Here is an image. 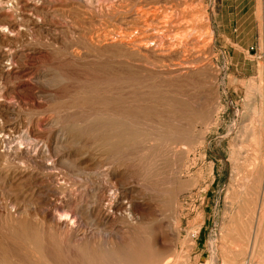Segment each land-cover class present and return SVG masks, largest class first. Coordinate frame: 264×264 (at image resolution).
<instances>
[{"label":"rangeland","instance_id":"1","mask_svg":"<svg viewBox=\"0 0 264 264\" xmlns=\"http://www.w3.org/2000/svg\"><path fill=\"white\" fill-rule=\"evenodd\" d=\"M174 1L180 3L182 7V5L185 4V1H188V0H181V1L174 0ZM111 2L119 4V2H122V0H111ZM198 3H202L204 7V11L208 13V18L209 20H211L214 32H216L217 37L215 36L213 40L214 42L210 45V47L209 46L207 47V50H206L207 53L205 54L209 58V64L211 66L205 65L206 67L203 66L201 68L202 71L201 69L198 71L194 70L190 72L189 75L184 76V77L182 76V78L185 81L179 80L181 79V77L180 78L179 77L169 78L168 75H163V74L162 75L164 77L162 75H156V76L150 75L149 73L140 74L139 72L134 71L132 69L131 63L124 62L125 64H123V62L118 63L113 60H106V62L108 61L107 63L102 62L98 64V66L97 64L94 66H91L92 68L91 67L90 68L89 67L76 68L74 66H71L73 70L69 67L71 69L70 70L68 67L66 68L64 67L65 69H62V72L65 70L64 72H66L67 74L63 72L65 74L64 76V74L60 72L58 74L59 75L58 77H60L61 80L59 79V82H56L55 84L56 86H53V87L33 83L31 80V77L34 75L37 69H29V68L24 70L25 73L24 71L21 73V75L18 78L19 80L17 82L15 81V79H12L9 82L10 87H17V86L19 87V93L21 96L24 97L27 95L26 97H24V99L29 98L31 100V98H33L34 100L36 98L35 102L37 101L35 104L33 100L32 102L28 99H27L28 101L25 100L26 106H27L26 107L22 105L18 101V99L14 98L13 96H6L7 98L0 97V106H2L4 110H7L8 118L12 122L13 121L14 123L16 122L18 126L22 124L23 127H20V126L19 127L22 129H25L26 126L31 122V120L36 121L37 119H40V118L50 119L52 117L58 116L59 120L61 119L60 122L64 125L83 124L86 121L87 127H84V129H82L81 134L83 136L88 137L89 142L84 143L81 141L80 143L81 145L78 144L74 146L73 148H71L73 149L71 151L79 153L78 150H81L80 151L82 152L81 155L79 153L80 157L79 156L77 157L79 158L80 161H82L83 165H86L90 162L94 164L97 162H101L103 163V165L107 167L108 165L106 164L108 163L117 176L123 177V178L126 177L124 178V181L125 179L127 180L125 182L126 183L125 186L124 185L121 186V188L124 189V192H125L124 200L126 198L127 202H131L133 206L135 203L136 204L135 210L136 211L140 210L143 213L138 212L139 213L138 214L136 213L134 209H132V212H128L129 215L131 213V217H130L131 221L128 219H127L128 222H126L127 220L126 221L124 220L114 221L116 226H114L115 224L113 222L106 223L101 215L100 206H99V199H100V193H101L100 189L102 190V188L104 187V184H106L102 178V175L98 173L97 175L95 171H94L95 174H93L94 172L92 173L89 171L87 172V170L68 171V170H64V168H61L62 166L61 167L57 166V168L55 169V172L61 175H64V173L67 174V178L70 180V182L74 183L72 187V186L60 185L59 182H56L57 180L52 178V175L46 169L44 170L43 168L42 170V167L40 168V167L33 166L34 168L31 167L25 172L27 173L28 171L32 170L34 171L32 173L33 176L27 177L25 180H23L20 183V181H17L16 175L18 173H22L23 170L17 165L5 162L3 158L0 156V207L3 204V206L5 205L4 207L8 208L6 209L3 206H2L3 208L2 207L0 208V229H1L0 236L2 233L3 235H5V237L1 236L2 239L5 241V243L0 237V252H1L0 256L2 257V258L0 257V264H5V262L6 264H20V262L19 263L17 262L20 260H21V263L23 264H29V263L30 264H45V263L46 264H51V263L52 264L54 263L55 264H101V263L102 264H136V263L137 264H148V263L149 264H176L177 262H178L177 264H182V263L183 264H246V263L247 264H264V253H263L264 252V228H263L264 227V187H263L264 186V0H200L199 2H197V4ZM64 4L65 3H62V2L55 4L57 10L59 12L62 11L61 14L62 15L64 14V15H63L62 20H55V21L53 20V22L51 21L52 23L48 21H44V22L38 21L37 22L34 19H32V21H29L27 19V16L25 17L26 14H24L23 12L21 14L20 13L21 11H18V13H16L8 5L2 6L1 12L5 11L3 12L5 13L3 18L15 20L19 26L22 25L20 26L19 35L18 34L15 35L14 38L21 42H26V43L31 42L32 44H28V47L32 48L34 47L35 43L41 40L43 41L45 39H48L50 36L49 35L50 32L52 30H56V28H58L56 31L61 30L60 31L62 32L61 35L66 36V38H69L71 34H72L71 36H73L74 33H75L74 34L75 36L85 37V34L87 32L88 34H86V37L90 36L93 30L95 31L97 28L104 26L103 23H108V21H113V19L110 16H112V14L118 13L121 10V7L118 5L114 8H109L108 6L101 7L98 4H95L94 8L91 9V8H84L78 5L77 3H73V2L67 3L65 5ZM68 5H70V7ZM107 8H108V11H107ZM106 13H109V14H106ZM208 18H206L207 21H208ZM65 19L68 20L69 22L67 23ZM75 24L76 26L78 25V27H76ZM80 25L81 26L83 25V26L81 27ZM78 30L80 31L82 30L83 32L82 31L80 32ZM32 36H34V38ZM35 37L36 39L38 38V41L35 39ZM119 66H122V67L120 68ZM105 68L111 72H108ZM99 69H101L103 73L101 70H100L101 72H99L98 71ZM113 69L114 70L116 69L118 72L117 71L115 72ZM210 69L213 71L210 72ZM206 70H209V71H206ZM86 71L91 72V74L92 73L94 74L89 75L88 72ZM215 71L216 73H214ZM29 73L31 77H29ZM72 73L73 75H71ZM125 73H131V75L125 74ZM96 74H99V75H96ZM102 74H105V75H102ZM78 75H80L79 77L83 75V77L79 78ZM118 75H121L122 78ZM195 75L197 76L198 81L199 79H202V81L204 82L203 85L201 84L203 83L201 82V80H200L201 83L195 80L196 78ZM67 76H69L68 77L69 80H67ZM93 78H94V81H93ZM100 78L102 80L101 84L100 82H98L100 81ZM103 78L106 80H104ZM157 78L158 79L161 78V79L158 80ZM208 78H209V81H207ZM90 79L92 80L91 83L92 84L94 83L93 85L87 82ZM167 79L170 81H167ZM214 79L219 80V81H214ZM75 81L76 82L78 81V82L75 84L74 83ZM194 81H195V84H194ZM66 82L68 84H66ZM184 82H185V85H184ZM190 83H193V84H190ZM215 83L216 85L217 83L219 85L216 86ZM88 84H90V87L87 86ZM4 85L5 83L1 80V77H0V88L3 89ZM73 85H75V87H73ZM144 85L146 86L148 85V87L146 88L144 87ZM118 87H124V88L121 89ZM194 87L195 88L198 87V88L195 89ZM55 88H56V91H55ZM151 91H153L154 93L153 92L151 93ZM187 91L188 93L185 94V92ZM47 92L52 93L54 95L53 97L54 100L52 99L50 103L48 100L42 99L43 97L42 95H44ZM82 92H84L83 95H82ZM123 92L125 95H123ZM213 92H215L216 94L218 93L217 94L218 96L215 95V93ZM135 93L137 94L136 95L137 98L134 97ZM64 94L65 95L67 94L68 96L67 95L65 96ZM170 94L171 95L174 94V95L170 96ZM194 94H196V96ZM118 95L120 96L121 99L119 98ZM193 95L195 96L194 98H192ZM69 96H71V98L73 96L75 98L76 96H78L79 99L78 98L77 99L79 101L77 99H74L73 97V99L75 100L74 101L73 99L68 98ZM115 96H117L118 99ZM164 96L167 97L169 100H167V98H164ZM212 96H213V100L211 99ZM11 97L15 101L17 100L18 102L17 101L15 102ZM196 97L198 98V100ZM115 98L116 100L115 102H113ZM122 98L125 100V102L123 101ZM63 99L64 101L66 102L68 101V102L67 103L62 102ZM69 99H71L73 103L70 102L71 100ZM110 99H113V100H110ZM142 99H143V102H142ZM84 101H86V103ZM117 101L118 103L121 102L119 103L121 105L120 107ZM122 101L124 102V104L122 103ZM193 101L194 103H192ZM112 102L114 104H112ZM74 103L76 106L74 105ZM115 103L117 104V106ZM184 103H186L187 105ZM195 103L198 106L194 107ZM38 104H40V106ZM70 104L74 106H71ZM141 104H144V105H141ZM181 104H184V105H181ZM17 105H19L20 107ZM37 105L39 107H42L43 109H40ZM41 105H44V107ZM56 105H58V107ZM62 105H65V106H62ZM85 105H88V106L86 107ZM114 105L118 108H114ZM174 105L175 107H178V108H174ZM49 106L52 108H50ZM161 106H164V107L162 108ZM165 106H167L168 110ZM74 107H76L77 109ZM151 107H154V108H151ZM32 108L34 111L37 110L39 113L32 112L33 111ZM45 108L48 110L47 113L45 112ZM53 108H56V109H53ZM173 108L175 110H173ZM29 109H31V111ZM75 109H76V112H75ZM89 109H92V110L89 111L88 113L87 111ZM153 109L154 110L156 109L159 112V114L157 111H154ZM61 110L63 111L62 114H61L62 112ZM160 111H162L161 114H160ZM109 112H112V113H109ZM164 112L166 113V115ZM121 113L124 115L122 116ZM177 113L179 114L177 115ZM47 116L48 118H46ZM171 116L174 118H172ZM181 116L183 117L181 118ZM63 119H64V122H63ZM211 119H214V121ZM105 120H107L108 122H106ZM113 122H115L116 124ZM119 122L122 123V125L125 128L123 129L124 131L122 130L123 132L119 131V127H118L120 125ZM100 123H101V126H100ZM141 123L143 124V128H142ZM109 127H111L112 129H110ZM140 128L142 129L140 130ZM126 129L128 133L127 131H125ZM115 132L116 133L120 132L121 136H124L123 135L124 133H126V135L131 133V136H129V139L125 142H122V143L118 142L119 144L118 143L112 144L113 145V146L111 145L112 148L110 147V145L106 146V144L108 143V140L110 141L111 137L113 138L112 134H114ZM142 132H144L145 134ZM167 132L169 133V136L163 135V133L166 134ZM174 132H175V136L173 137L171 135H173ZM182 132H184L183 133L184 136ZM108 133H111V134H108ZM100 134L102 135L103 138L101 137ZM176 134H180V137L181 135L182 137L180 138L179 135L176 136ZM107 136L108 138L109 137L110 138L108 139ZM155 136H159L157 137L156 142L151 141L152 138H156ZM167 137H170V138H167ZM183 137L186 139V141L185 139H183ZM100 141L101 142L104 141L102 142L103 144ZM98 142H100V144H98ZM92 143L94 146L92 145ZM170 144H171V147H170ZM122 145L124 147H122ZM172 145H175L176 147ZM183 146H185L186 148ZM178 147L180 149H178ZM182 147H183V151L181 149ZM174 148L177 150H175ZM103 150L105 151V153ZM180 151H182V153ZM1 159L3 161H1ZM104 161H105V164H104ZM153 161H155V163ZM151 168L152 169L154 168V169L152 170ZM56 170L59 172H57ZM147 174L148 176H146ZM36 175H38L39 177ZM44 177H48V178L44 179ZM78 177L80 178L82 177V178L79 179ZM233 177H235V179ZM5 178L7 182L5 181ZM130 178L132 180H129ZM25 184L26 186H24ZM36 185L37 187H34ZM14 186L16 187L14 188ZM98 187H100L99 191H98ZM41 190L43 193L40 192ZM137 195H139V197H137ZM154 197L156 198L158 197L159 199L158 198L156 199ZM11 199H13L14 201ZM57 199H60V200L62 199V200L60 202V200H57ZM174 199H175V202H174ZM54 202H57V203H54ZM49 203L51 204L54 203V204L49 205ZM30 204L31 206H29ZM42 204H45V205L43 206ZM70 207L72 208L70 209ZM66 208L68 209V213L71 212L68 215H70V221L72 220L73 224L70 221H69V224H67L66 222L64 223L59 220V217H60L59 214L63 216V213L64 214L67 213ZM29 210H30V213H29ZM169 210L171 211L172 214L170 213ZM44 212L46 213L44 214ZM11 213H13L14 215ZM144 215L145 216L147 215V216L145 217ZM170 215H172L173 217H171ZM44 216L45 217L48 216V217L45 218ZM25 217L28 218V220L25 219ZM80 217H82V219ZM98 217L102 220H100ZM83 218H86V220ZM259 218L263 221H261ZM49 219H51L52 222L49 221ZM40 221L42 224L40 223ZM129 222L131 226H128L129 224L127 223ZM34 223H37V225H35ZM121 223H123L124 225ZM11 224L13 227H11ZM78 224L80 226H78ZM136 224L140 225L138 226L139 228L136 227ZM43 225L44 226L46 225L45 228L43 227ZM100 225L102 226V228ZM158 226H160V228H162L163 226V228L160 229ZM259 227H261L262 229H260ZM6 229H8V231ZM103 229L104 230L106 229L105 231L106 232L108 231V232L106 233L104 231L103 233ZM109 229H111L112 232ZM32 230L35 232V234H33ZM51 230H54V231L51 232ZM173 230L174 232L175 231L176 232L174 233ZM110 232L111 234L108 235ZM172 232L175 234V235L173 234L174 236H172L171 234ZM46 233L49 235L47 236ZM19 234L20 236H17ZM40 234H42V236L45 235V238L42 237ZM115 234L116 236L118 235L119 237L118 236L115 237ZM255 234L258 236H255ZM74 235H76L75 237L77 236L78 237L75 238L73 237ZM112 235H114V237ZM109 236H112L113 238L111 239V237ZM122 236L124 240L121 238ZM25 237L27 240L25 239ZM47 237L48 238L50 237V238L48 239ZM104 237L105 238L108 237V238L104 240L105 239ZM34 238H36L37 240H35ZM42 238H44V240ZM46 238L48 241L46 240ZM19 239L20 240L22 239V240L20 241ZM109 239H111L112 241H110ZM175 239L176 241L178 240V242H176ZM10 241H12L14 246L12 244L11 245L15 247L14 249L10 245L11 243ZM162 241H165V244ZM170 241L172 242L171 244H170ZM15 242H17V246H15L16 245ZM25 242L28 244L27 246L26 245L24 246L23 243ZM54 242H56L57 244H55ZM157 243L159 245H156ZM166 243H169L170 246ZM20 245L24 246L26 250L24 249V247H21ZM102 247L105 250H103ZM4 248H5V251L7 250V252L3 251ZM32 248L35 250H33ZM149 248L150 249L152 248V250H150ZM18 250H20V253L18 252ZM83 250L86 251V253ZM14 251L15 253H13ZM44 251L46 253H44ZM51 251L54 253H52ZM150 251H153V252H150ZM33 252L35 253V256L39 258L37 259L40 261H37V259L33 255L34 254ZM88 252H90L91 254H89ZM7 253H9V255L10 256L12 255V256L9 257ZM14 254H15V257H14ZM32 255L35 260L33 258L32 259L29 258V257H32ZM17 256L20 257V259ZM45 256L47 258L49 257V259H46ZM103 256H105V259ZM156 256L158 257L156 258ZM86 257H88V259ZM9 258L11 259L7 260ZM12 258L14 259L13 261H12ZM136 258H138L139 261ZM15 259H18V260H15ZM47 260H49L48 261L49 263L47 262ZM132 260H134V262L136 263H132L133 262ZM162 260L164 263L162 262Z\"/></svg>","mask_w":264,"mask_h":264},{"label":"bare ground","instance_id":"2","mask_svg":"<svg viewBox=\"0 0 264 264\" xmlns=\"http://www.w3.org/2000/svg\"><path fill=\"white\" fill-rule=\"evenodd\" d=\"M76 1V2H75ZM181 1V0H180ZM200 1V0H199ZM198 0H188L185 1V4L182 5L175 2L174 0H122V2H119V4L113 3L111 2V0H0V77L1 80L5 83L3 89L0 90V97H6V96H13L14 98H17L18 101L26 106V102L25 100H30L29 98L24 99V97L26 96H21L19 93V87H10L9 86V82L12 79H15V81L17 82L19 79V76L21 75V73L29 68V69H37L36 72L34 73V75L31 77L30 73H29V77H31V80L33 83L36 84H40V85H47V86H56V82H59L60 77H58L59 73L62 72V69H65L66 67H70L72 69L71 66H74L76 68L78 67H91L97 64H100L102 62H106V60H113L116 61L118 63H122L125 64L126 63H131L132 65V69L134 71L139 72L140 74L142 73H149L150 75H168L169 78L170 77H181V79L179 80H184L182 78V76H187L189 75L190 72L194 71V70H200L203 66L206 67L205 65H209V58L205 55L207 52V47L214 42V38L216 36V32H214L213 29V25L211 23V20H209L208 18V13L206 11H204V7L202 5V3H198ZM77 3L78 5L84 7V8H94L95 4H98L101 7L104 6H108L109 8H114L117 5L121 7V10L118 13L112 14V16H110L113 21H108V23H103L104 26L97 28L95 31L93 30L92 33L90 34V36L86 37V34H88L86 32L85 37H79V36H75L73 34V36L70 35L69 38H66V36H62L60 32L61 30L56 31L58 28H56V30H52L50 32V36L48 39L45 40H41L37 43L34 44V47L30 48L28 47V44H32L31 42H21L16 40L14 37L15 35H19L20 33V26L22 25H18L17 22L15 20L12 19H7V18H3L4 14L1 9L2 6L4 5H8L12 8V10H14L16 13H18V11H21L20 13L22 14V12L25 15V17L27 16V19L29 21H32V19H34L35 21H48V22H53V20H62L63 19V15L61 14V12H59L56 8L57 3ZM118 3V2H117ZM184 3V2H183ZM64 4V5H65ZM63 5V6H64ZM70 7V5H68ZM73 6V5H72ZM65 7V6H64ZM97 8V7H96ZM118 8V7H117ZM116 8V9H117ZM65 9V8H64ZM70 9V8H69ZM68 10V9H67ZM76 11V10H74ZM102 11V10H101ZM108 11V8H107ZM14 12V13H15ZM72 12V11H71ZM113 12V11H112ZM111 12V13H112ZM10 13V12H9ZM75 14V13H74ZM109 14V13H106ZM10 15V14H9ZM67 15V14H66ZM73 15V14H72ZM8 16V15H6ZM22 16V15H21ZM107 16V15H105ZM79 17V16H78ZM206 18H208V21L206 20ZM99 19V18H98ZM66 20V19H65ZM67 23L69 22L68 20H66ZM83 21V20H82ZM91 21V20H90ZM36 22V23H37ZM51 22V23H52ZM85 22V21H84ZM214 23V22H213ZM26 24V23H25ZM29 24V22H28ZM38 24V23H37ZM43 24V23H41ZM74 24V23H73ZM77 24V23H76ZM75 24V26H76ZM52 25V24H51ZM27 26V25H26ZM30 26V25H29ZM32 26V25H31ZM36 26V25H35ZM46 26V25H45ZM50 26V25H49ZM56 26V25H55ZM81 26V25H80ZM83 26V25H82ZM81 26V27H82ZM99 26V25H98ZM43 27V26H42ZM78 27V25L76 26ZM45 28V27H44ZM63 28V27H62ZM215 28V27H214ZM40 29V28H39ZM66 29V28H65ZM76 29V28H75ZM46 30V29H45ZM69 30V29H68ZM67 30V31H68ZM85 30V29H83ZM91 30V29H90ZM31 31V30H30ZM64 31V30H63ZM75 31V30H74ZM80 31V30H78ZM82 31V30H81ZM80 31V32H81ZM27 32V31H26ZM42 32V30H41ZM83 32V31H82ZM64 33V32H63ZM79 33V32H77ZM81 34V33H80ZM214 34V35H213ZM78 35V34H77ZM20 37V36H18ZM17 37V38H18ZM34 38V36H32ZM68 37V36H67ZM217 37V36H216ZM31 38V37H29ZM36 39V37H35ZM40 39V38H39ZM43 39V38H42ZM23 40V39H22ZM38 41V38L36 39ZM35 40V41H36ZM32 41V40H31ZM212 48V47H211ZM210 49V48H209ZM211 50V49H210ZM209 50V51H210ZM209 53V52H208ZM216 54V53H215ZM43 59V60H42ZM220 60V59H219ZM108 62V61H107ZM106 62V63H107ZM110 64V63H109ZM227 64V63H226ZM117 65V64H116ZM208 66V67H209ZM227 66V65H226ZM65 67V68H64ZM111 67V66H110ZM120 68L122 66H119ZM118 67V68H119ZM128 67V66H127ZM125 67V68H127ZM69 68V69H70ZM92 68V67H91ZM114 68V67H112ZM117 68V69H118ZM210 68V67H209ZM212 68V67H211ZM70 69V70H71ZM106 69V68H105ZM111 69V68H110ZM129 69V68H127ZM206 69V68H205ZM68 70V69H67ZM69 70V71H70ZM73 70V69H72ZM78 70V69H77ZM101 69H99L98 71H100ZM104 70V69H103ZM107 70V69H106ZM114 70V69H113ZM124 70V69H123ZM132 70V71H133ZM65 71V70H64ZM63 71V72H64ZM108 71V70H107ZM106 71V72H107ZM115 72L117 71L116 69L114 70ZM120 71V70H119ZM202 71V69H201ZM209 71V70H206ZM213 70L210 69V72H212ZM62 72V73H63ZM74 72V71H72ZM78 72V71H77ZM88 72V71H86ZM95 72V71H94ZM111 72V71H108ZM118 72V71H117ZM25 73V71H24ZM66 73V72H64ZM63 73V74H64ZM83 73V72H82ZM103 73V71H102ZM120 73V72H119ZM197 73V72H196ZM216 73V71L214 72ZM224 73V72H223ZM67 74V73H66ZM78 74V73H77ZM89 75H92L94 73L91 74V72H88ZM125 74H129L131 75V73H125ZM135 74V73H133ZM194 74V73H193ZM198 74V73H197ZM202 74V73H201ZM73 75V73L71 74ZM76 75V73H75ZM74 75V76H75ZM99 75V74H96ZM105 75V74H102ZM111 75V74H110ZM114 75V74H112ZM139 75V74H138ZM162 75V76H163ZM211 75V73H210ZM215 75V74H213ZM23 76V75H22ZM21 76V77H22ZM65 76V74H64ZM72 76V77H74ZM80 75H78L79 77ZM101 76V75H100ZM117 76V75H116ZM121 77V75H118ZM140 76V75H139ZM196 76V75H195ZM194 76V77H195ZM28 77V75H27ZM69 76H67V80ZM83 77V75L81 76ZM79 77V78H81ZM95 77V76H93ZM104 77V76H102ZM101 77V78H102ZM115 77V76H114ZM158 77V76H157ZM160 77V76H159ZM164 77V76H163ZM193 77V76H192ZM199 77V76H198ZM62 78V77H61ZM92 78V77H91ZM101 78H100V84H101ZM116 78V77H115ZM122 78V77H121ZM120 78V79H121ZM125 78V77H124ZM129 78V77H128ZM132 78V77H131ZM136 78V77H135ZM139 78V77H137ZM151 78V77H150ZM162 78V77H161ZM159 78V79H161ZM188 78V77H186ZM185 78V79H186ZM197 78V76H196ZM195 80L198 81V78ZM214 78V77H213ZM220 78V77H219ZM30 79V78H28ZM97 79V78H96ZM99 79V77H98ZM104 79V78H103ZM112 79V78H111ZM127 79V78H126ZM148 79V78H147ZM152 79V78H151ZM158 79V78H157ZM158 79V80H159ZM164 79V78H163ZM174 79V78H173ZM190 79V78H189ZM212 79V78H211ZM61 80V79H60ZM75 80V79H74ZM86 80V79H85ZM106 80V79H104ZM109 80V79H108ZM115 80V79H114ZM123 80V79H122ZM133 80V79H132ZM131 80V81H132ZM157 80V81H158ZM175 80V79H174ZM173 80V81H174ZM194 80V79H193ZM192 80V81H193ZM203 82L202 79H199L198 82ZM204 80V79H203ZM23 81V80H22ZM30 81V80H29ZM28 81V82H29ZM82 81V80H81ZM91 79L87 82L91 83ZM94 81V78H93ZM134 81V80H133ZM136 81V80H135ZM143 81V80H142ZM149 81V80H148ZM155 81V80H154ZM166 81V79H165ZM167 81H170L167 79ZM185 81V80H184ZM196 81V82H197ZM207 81H209V78L207 79ZM214 81H219V80H215ZM13 82V81H12ZM11 82V83H12ZM78 82V81H77ZM76 81L74 82L75 84L77 83ZM86 82V81H85ZM86 82V83H87ZM140 82V81H139ZM147 82V81H146ZM156 82V81H155ZM182 82V81H181ZM191 82V81H189ZM200 82V83H201ZM20 83V82H19ZM97 83V82H96ZM142 83V82H141ZM187 83V81H186ZM198 83V84H200ZM21 84V83H20ZM66 84H68L66 82ZM90 84H88L87 86L90 87ZM94 84V83H93ZM92 84V85H93ZM103 84V83H102ZM108 84V83H106ZM152 84V83H151ZM150 84V85H151ZM161 84V83H160ZM182 84V83H181ZM193 84V83H190ZM195 84V81H194ZM202 85L204 84L201 83ZM63 85V84H62ZM72 85V84H71ZM82 85V83H81ZM97 85V84H95ZM136 85V84H135ZM138 85V84H137ZM169 85V83H168ZM175 85V84H174ZM183 85V84H182ZM185 85V82H184ZM183 85V86H184ZM188 85V84H187ZM201 85V86H202ZM216 85V83H215ZM219 84L217 83L216 86H218ZM20 86V85H19ZM29 86V85H28ZM33 86V85H32ZM99 86V85H97ZM109 86V85H108ZM112 86V85H111ZM110 86V87H111ZM155 86V85H154ZM197 86V85H196ZM37 87V86H36ZM73 87H75V85H73ZM94 87V86H93ZM144 87H148V85H144ZM151 87V86H150ZM157 87V86H156ZM155 87V88H156ZM160 87V86H159ZM175 87V86H174ZM68 88V87H67ZM87 88V87H86ZM107 88V87H105ZM118 88H124V87H118ZM170 88V87H169ZM179 88V87H178ZM177 88V89H178ZM181 88V86H180ZM183 88V87H182ZM195 88V87H194ZM193 88V89H194ZM198 88V87H196ZM195 88V89H196ZM21 89V88H20ZM28 89V88H27ZM80 89V88H79ZM83 89V88H82ZM85 89V88H84ZM109 89V88H108ZM150 89V88H149ZM185 89V88H184ZM23 90V88H22ZM39 90V89H38ZM70 90V89H69ZM68 90V91H69ZM87 90V89H86ZM151 90V89H150ZM157 90V89H156ZM169 90V89H168ZM172 90V89H171ZM175 90V89H173ZM183 90V89H182ZM213 90V89H212ZM25 91V90H24ZM27 91V90H26ZM30 91V90H28ZM46 91V89H45ZM56 91V88H55ZM75 91V90H74ZM83 91V90H81ZM104 91V90H103ZM160 91V90H159ZM162 91V90H161ZM177 91V90H175ZM186 91V90H185ZM194 91V90H193ZM214 91V90H213ZM50 92V91H49ZM54 92V91H53ZM58 92V91H57ZM87 92V91H86ZM99 92V91H98ZM131 92V90H130ZM129 92V93H130ZM149 92V91H147ZM153 91H151L152 93ZM209 92V91H208ZM207 92V93H208ZM219 92V91H218ZM22 93V92H21ZM24 93V92H23ZM26 93V92H25ZM40 93V92H39ZM76 93V92H75ZM84 92H82L83 95ZM102 93V92H101ZM117 93V92H116ZM128 93V94H129ZM141 93V92H140ZM139 93V94H140ZM154 93V92H153ZM163 93V92H162ZM169 93V92H168ZM172 93V91H171ZM188 93L185 92V94ZM191 93V92H189ZM215 93V92H213ZM44 94V93H43ZM68 94V93H67ZM66 94V95H67ZM70 94V93H69ZM78 94V93H77ZM81 94V93H80ZM127 94V93H126ZM133 94V93H131ZM138 94V96H139ZM148 94V93H147ZM161 94V93H160ZM175 94V93H174ZM173 94V95H174ZM184 94V93H183ZM182 94V95H183ZM197 94V93H196ZM196 94H194L196 96ZM218 94V93H217ZM215 93V95H217ZM23 95V94H22ZM33 95V94H31ZM65 95V94H64ZM65 95V96H66ZM71 95V94H70ZM74 95V94H73ZM99 95V94H98ZM103 95V94H102ZM101 95V96H102ZM115 95V94H114ZM117 95V94H116ZM123 95L124 92H123ZM137 94L135 93V96ZM141 95V94H140ZM170 94V96H173ZM193 95L192 98H194L195 96ZM199 95V93H198ZM40 96V95H39ZM42 99H46L50 101L53 99L54 95L52 93H45L44 95H42ZM68 96V95H67ZM119 96V95H118ZM169 96V97H170ZM214 96V95H213ZM213 96H212V100H213ZM218 96V95H217ZM34 97V96H33ZM62 97V96H61ZM74 97V96H73ZM73 97L71 98V96H69L68 98L73 99ZM80 97V96H79ZM87 97V96H86ZM117 97V96H115ZM126 97V96H125ZM185 97V96H184ZM198 97V96H197ZM196 97V98H197ZM200 97V96H199ZM205 97V96H204ZM7 98V97H6ZM12 98V97H11ZM57 98V97H56ZM78 96H76V98L74 97V99H77ZM83 98V96H82ZM81 98V99H82ZM91 98V97H89ZM109 98V97H108ZM120 98V96H119ZM124 98V97H123ZM122 98V99H123ZM141 98V97H140ZM149 98V96H148ZM155 98V97H154ZM164 98H167L164 96ZM171 98V97H170ZM190 98V97H189ZM3 99V98H2ZM10 99V98H8ZM13 99V98H12ZM11 99V100H12ZM36 99V98H35ZM35 99L33 100V98H31V102L32 100L35 102ZM40 99V98H39ZM69 99V100H71ZM73 99V100H74ZM79 99V98H78ZM77 99V100H78ZM80 99V100H81ZM103 99V98H102ZM118 99V97H117ZM121 99V98H120ZM119 99V100H120ZM131 99V98H130ZM152 99V98H151ZM161 99V97H160ZM172 99V98H171ZM170 99V100H171ZM204 99V98H203ZM10 100V101H11ZM14 100V99H13ZM27 100V101H28ZM54 100V99H53ZM57 100V99H55ZM66 100V99H65ZM90 100V99H89ZM96 100V99H95ZM113 100V99H110ZM116 98L114 99L113 102H115ZM167 100H169L167 98ZM187 100V99H186ZM198 100V98H197ZM200 100V99H199ZM210 100V99H209ZM15 101V100H14ZM17 101V100H16ZM15 101V102H16ZM17 101V102H18ZM42 101V100H41ZM75 101V100H74ZM79 101V100H78ZM82 101V100H81ZM123 101L125 102V100L123 99ZM122 101V103L124 104V102ZM129 101V100H128ZM127 101V102H128ZM137 101V100H136ZM145 101V100H144ZM150 101V100H149ZM161 101V100H160ZM219 101V100H218ZM4 102V101H3ZM37 102V101H36ZM35 102V104H36ZM64 103H67L66 101H63ZM72 102V100L70 101ZM69 102V103H70ZM86 103V101H84ZM112 102V104H114ZM138 102V101H137ZM143 102V99H142ZM156 102V101H154ZM191 102V101H190ZM9 103V102H8ZM29 103V102H27ZM54 103V102H53ZM63 103V104H64ZM73 103V102H72ZM77 103V102H76ZM110 103V102H109ZM118 103V101H117ZM121 103V102H119ZM118 103V104H119ZM132 103V102H131ZM136 103V102H135ZM149 103V102H148ZM158 103V102H157ZM162 103V102H161ZM164 103V102H163ZM175 103V102H174ZM173 103V104H174ZM194 103V101L192 102ZM11 104V103H10ZM31 104V103H30ZM34 104V105H35ZM42 104V103H41ZM44 104V103H43ZM56 104V103H55ZM62 104V103H60ZM83 104V103H82ZM81 104V105H82ZM116 104V103H115ZM127 104V103H126ZM134 104V103H133ZM140 104V103H139ZM176 104V103H175ZM178 104V103H177ZM186 104V103H184ZM181 104V105H184ZM199 104V102H198ZM202 104V103H201ZM5 105V104H4ZM14 105V104H13ZM21 105V106H22ZM32 105V104H31ZM40 106V104H38ZM37 105V106H38ZM47 105V104H46ZM52 105V104H51ZM54 105V104H53ZM59 105V104H58ZM58 105H56L58 107ZM67 105V104H66ZM71 105V104H70ZM75 105V103H74ZM71 105V106H74ZM97 105V104H96ZM99 105V104H98ZM102 105V103H101ZM132 105V104H131ZM144 105V104H141ZM180 105V104H179ZM187 105V104H186ZM8 106V105H7ZM6 106V107H7ZM19 106V105H17ZM38 106V107H39ZM44 107V105H41ZM48 106V105H47ZM65 106V105H62ZM70 106V107H71ZM76 106V105H75ZM86 107L88 105H85ZM91 106V105H90ZM108 106V105H107ZM117 106V104H116ZM114 105V108H118ZM121 105L119 104V107ZM147 106V105H146ZM150 106V105H149ZM171 106V105H170ZM198 106L196 103L194 104V107ZM224 106V105H223ZM5 107V106H4ZM20 107V106H19ZM27 107V106H26ZM46 107V106H45ZM50 107V106H49ZM48 107V109H49ZM55 107V106H54ZM69 107V105H68ZM67 107V108H68ZM92 107V106H91ZM90 107V108H91ZM94 107V106H93ZM134 107V106H133ZM162 108L164 106H161ZM167 108V106H165ZM200 107V106H199ZM23 108V107H22ZM35 108V107H33ZM32 108V110H33ZM40 109H43L42 107H39ZM47 108V107H46ZM45 108V112L47 113V109ZM52 108V107H50ZM64 108V107H63ZM66 108V109H67ZM72 108V107H71ZM76 108V107H74ZM89 108V107H88ZM154 108V107H151ZM161 108V109H162ZM172 108V107H170ZM174 108H178L175 107ZM173 108V110H175ZM183 108V107H182ZM27 109V108H26ZM56 109V108H53ZM61 109V108H60ZM77 109V108H76ZM75 109V112H76ZM98 109V108H97ZM105 109V108H104ZM146 109V107H145ZM31 111V109H29ZM28 110V111H29ZM63 110V109H62ZM61 110V111H62ZM70 110V109H69ZM92 109H89L87 112L89 113V111H91ZM109 110V109H108ZM117 110V109H115ZM126 110V109H125ZM132 110V108H131ZM151 110V109H150ZM154 110V109H153ZM152 110V111H153ZM163 110V109H162ZM168 110V108H167ZM166 110V111H167ZM179 110V109H178ZM182 110V109H181ZM180 110V111H181ZM186 110V109H185ZM189 110V109H188ZM193 110V108H192ZM208 110V109H207ZM24 111V110H23ZM27 111V112H28ZM52 111V110H51ZM59 111V112H61ZM79 111V110H78ZM77 111V112H78ZM143 111V110H142ZM154 111H157L156 109ZM171 111V110H170ZM169 111V112H170ZM187 111V110H186ZM12 112V111H11ZM32 112H38L36 111H32ZM42 112V111H41ZM40 112V113H41ZM50 112V111H49ZM95 112V111H94ZM119 112V111H118ZM121 112V110H120ZM127 112V111H126ZM158 112V111H157ZM162 111H160L161 114ZM168 112V111H167ZM174 112V111H172ZM178 112V111H177ZM202 112V111H201ZM207 112V111H206ZM39 113V112H38ZM58 113V112H57ZM63 113V111L61 112V114ZM71 113V112H70ZM83 113V112H82ZM85 113V112H84ZM86 113V114H88ZM91 113V112H90ZM97 113V112H96ZM112 113V112H109ZM117 113V112H116ZM123 113V112H122ZM121 115L123 116L124 114ZM165 113V112H164ZM163 113V115H164ZM185 113V112H184ZM11 114V113H10ZM15 114V113H14ZM29 114V113H28ZM72 114V113H71ZM79 114V113H78ZM92 114V113H91ZM155 114V112H154ZM159 114V112H158ZM179 113H177L178 115ZM183 114V113H182ZM203 114V113H202ZM20 115V114H19ZM49 115V114H48ZM75 115V114H73ZM98 115V114H97ZM100 115V114H99ZM111 115V114H110ZM113 115V114H112ZM115 115V113H114ZM119 115V113H118ZM166 115V113H165ZM176 115V114H174ZM189 115V114H188ZM11 116V115H10ZM24 116V115H22ZM45 116V115H44ZM65 116V115H64ZM72 116V115H71ZM117 116V114H116ZM151 116V115H150ZM156 116V115H155ZM162 116V115H161ZM180 116V115H179ZM178 116V117H179ZM190 116V115H189ZM61 117V116H60ZM75 117V116H74ZM81 117V116H80ZM107 117V116H106ZM120 117V115H119ZM147 117V116H146ZM164 117V116H163ZM170 117V115H169ZM172 117V116H171ZM183 116H181L182 118ZM187 117V116H186ZM211 117V116H210ZM219 117V116H218ZM19 118V117H18ZM33 118V117H32ZM48 118V116L46 117ZM77 118V117H76ZM122 118V117H121ZM166 118V116H165ZM174 118V117H172ZM176 118V117H175ZM212 118V117H211ZM214 118V117H213ZM217 118V117H216ZM220 118V117H219ZM36 119V118H35ZM71 119V118H70ZM79 119V118H78ZM100 119V118H99ZM126 119V118H125ZM137 119V118H136ZM168 119V118H167ZM171 119V118H170ZM169 119V120H170ZM215 119V118H214ZM214 119H211L214 121ZM26 120V119H25ZM61 120V119H60ZM59 117H52L50 119H45V118H40L37 119L36 121L31 120V122L26 126L25 129H22L20 127H23V125H17L16 122L14 123V121L12 122L9 118H8V113L7 110H4L2 106H0V156L3 158V160L5 162L14 164L19 166L22 170L20 172L22 173H18L16 175V179L17 181H20V183L25 180L27 177L29 176H33L32 173L34 171H28L27 173H25L29 168L35 166V167H42V170L44 168V170L46 169L51 175L52 178H54L55 180H57L56 182H59L60 185H66V186H72L74 185V183L70 182V180L67 178V174L64 173V175H61L59 173L55 172V169L57 168V166L64 168V170H68V171H83V170H87V172H96V174H100L102 175L103 180L105 181L106 184H104V187L102 188V190L100 189L101 193H100V199H99V206H100V212L101 215L103 217V219L105 220L106 223H110L117 220H124L126 221L127 219L130 220L131 218V213L129 215L128 212H132V209L135 210L136 204L134 203V206L131 202H127V199L125 198L124 200V189L121 188L122 185L125 186V182L127 181L124 178L126 177H119L116 175V173L112 170V168L109 166V164L107 163L106 165H108L107 167L105 165H103V163L101 162H97V163H88L86 165H83L82 161L79 160V158L77 156H79V153L81 155L82 152H80L81 150H78L79 153L76 152H72L71 148H73L76 145H81V141L84 143H88L89 142V138L86 136H83L81 134L82 129H84V127H87V122L85 121L83 124H69V125H64L60 122ZM74 120V119H73ZM119 120V119H118ZM129 120V119H128ZM157 120V119H156ZM173 120V119H172ZM180 120V119H179ZM177 120V121H179ZM70 121V120H69ZM77 121V120H76ZM106 122H108L107 120H105ZM133 121V120H132ZM64 122V119H63ZM71 122V121H70ZM116 122V121H115ZM113 122V123H115ZM124 122V121H123ZM127 122V121H126ZM131 122V121H130ZM169 122V121H168ZM23 123V122H22ZM120 123V122H119ZM66 124V123H65ZM68 124V123H67ZM104 124V123H103ZM108 124V123H107ZM116 124V123H115ZM140 124V123H139ZM142 124V123H141ZM145 124V123H144ZM118 125V124H117ZM134 125V124H132ZM90 126V125H89ZM101 126V123H100ZM111 126V125H110ZM128 126V125H127ZM152 126V124H151ZM150 126V127H151ZM25 127V126H24ZM83 127V128H82ZM92 127V126H91ZM119 127V131H122L124 128V126L122 125V123H120ZM132 127V126H131ZM130 127V128H131ZM136 127V126H134ZM140 127V126H139ZM162 127V126H161ZM110 129H112L111 127H109ZM128 128V127H127ZM133 128V127H132ZM142 128H143V124H142ZM140 128V130L142 129ZM149 128V127H148ZM154 128V127H153ZM88 129V128H87ZM102 129V128H101ZM100 129V130H101ZM129 129V128H128ZM138 129V128H136ZM145 129V128H144ZM177 129V128H176ZM150 130V129H149ZM148 130V131H149ZM183 130V129H182ZM99 131V130H97ZM124 131V130H123ZM122 131V132H123ZM127 131V129L125 130ZM130 131V130H129ZM132 131V130H131ZM181 131V130H180ZM186 131V130H185ZM184 131V132H185ZM95 132V131H94ZM182 132V134L184 133ZM190 132V131H189ZM208 132V131H206ZM63 133V134H62ZM107 133V132H106ZM112 133V132H111ZM108 133V134H111ZM128 133V131H127ZM130 133V132H129ZM144 133V132H142ZM158 133V132H157ZM168 133V132H167ZM169 136V133L168 135ZM177 133V132H176ZM91 134V133H90ZM104 134V133H103ZM145 134V133H144ZM181 134V133H180ZM180 134H176L179 135ZM204 134V133H203ZM63 135V136H62ZM67 135V136H66ZM101 135V134H100ZM99 135V136H100ZM124 136H121L120 132H115L114 134H112L113 138L111 137L110 141L108 140L107 145H111L115 144V143H122L125 142L129 139V136H131L130 134L124 133ZM134 135V134H133ZM138 135V134H137ZM148 135V134H147ZM155 135V134H154ZM98 136V137H99ZM121 136V137H120ZM135 136V135H134ZM165 136V137H166ZM171 136H175V132L173 135ZM184 136V134H183ZM197 136V135H196ZM202 136V135H201ZM90 137V136H89ZM97 137V136H96ZM102 137V135H101ZM124 137V138H123ZM145 137V136H144ZM156 138H152L151 141H155L157 140V137L159 136H155ZM178 137V138H179ZM182 137V135H181ZM180 137V138H181ZM103 138V137H102ZM108 138V136H107ZM110 138V137H109ZM108 138V139H109ZM131 138V137H130ZM170 138V137H167ZM202 138V137H201ZM93 139V138H92ZM98 139V138H97ZM100 139V138H99ZM133 139V138H132ZM151 139V138H150ZM162 139V138H161ZM165 139V138H164ZM175 139V138H174ZM173 139V140H174ZM183 139H185L183 137ZM192 139V138H191ZM203 139V138H202ZM205 139V138H204ZM131 140V139H130ZM180 140V139H179ZM105 141V140H104ZM102 141V142H104ZM186 141V139H185ZM201 141V140H200ZM199 141V142H200ZM101 142V141H100ZM100 142H98V144H100ZM101 142V143H102ZM144 142V141H142ZM173 142V141H172ZM179 142V141H177ZM182 142V141H181ZM91 143V142H90ZM168 143V141H167ZM103 144V143H102ZM119 144V143H118ZM149 144V143H148ZM152 144V143H151ZM93 145V143H92ZM145 145V144H144ZM155 145V144H154ZM176 145V144H175ZM175 145H172L174 147H176ZM200 145V144H199ZM94 146V145H93ZM96 146V145H95ZM105 146V147H106ZM113 146V145H112ZM180 146V145H179ZM109 147V148H110ZM116 147V146H115ZM122 147H124L122 145ZM141 147V146H140ZM157 147V146H156ZM171 147V144H170ZM185 147V146H183ZM183 147L181 148L183 151ZM196 147V146H195ZM108 148V149H109ZM112 148V147H111ZM137 148V147H136ZM186 148V147H185ZM103 149V148H102ZM117 149V148H116ZM121 149V147H120ZM126 149V148H125ZM145 149V148H144ZM156 149V148H155ZM175 149V148H174ZM178 149H180L178 147ZM69 150V151H68ZM76 150V149H75ZM93 150V149H91ZM129 150V149H128ZM148 150V149H147ZM177 150V149H175ZM197 150V149H196ZM67 151V152H66ZM83 151V150H82ZM104 151V150H103ZM102 151V152H103ZM124 151V150H123ZM182 151H180L182 153ZM84 152V151H83ZM189 152V150H188ZM105 153V151H104ZM103 153V154H104ZM112 153V152H111ZM131 153V151H130ZM165 153V152H164ZM118 154V153H117ZM180 155V154H179ZM241 155V154H240ZM168 156V155H167ZM170 156V155H169ZM80 157V156H79ZM91 157V156H90ZM182 157V156H181ZM87 158V157H85ZM103 158V157H102ZM107 158V157H106ZM105 158V159H106ZM263 158V157H262ZM95 159V158H94ZM157 159V158H156ZM1 159V161H3ZM93 160V159H92ZM155 160V159H154ZM256 160V159H255ZM90 161V160H89ZM94 161V160H93ZM155 163V161H153ZM114 163V161H113ZM105 164V161H104ZM111 165V164H110ZM120 165V164H119ZM234 166V165H233ZM123 167V166H122ZM34 168V167H33ZM150 168V167H149ZM184 168V167H183ZM182 168V169H183ZM238 168V167H237ZM142 169V168H141ZM152 169V168H151ZM154 169V168H153ZM152 169V170H153ZM36 170V169H35ZM60 170V169H59ZM57 171V170H56ZM117 171V170H115ZM122 171V170H121ZM239 171V170H238ZM258 171V170H257ZM2 172V171H1ZM46 172V171H45ZM59 172V171H57ZM86 172V171H85ZM95 172L93 174H95ZM127 172V171H126ZM141 172V171H140ZM176 172V171H175ZM11 173V172H10ZM16 173V172H15ZM38 173V172H37ZM151 173V172H150ZM12 174V173H11ZM31 174V175H29ZM43 174V173H41ZM69 174V173H68ZM97 174V175H98ZM129 174V172H128ZM127 174V175H128ZM181 174V173H180ZM183 174V173H182ZM13 175V174H12ZM123 175V174H122ZM144 175V174H142ZM4 176V175H3ZM9 176V175H8ZM38 176V175H36ZM41 176V175H40ZM74 176V175H73ZM88 176V175H87ZM91 176V174H90ZM94 176V175H93ZM96 176V175H95ZM148 176V174L146 175ZM166 176V175H165ZM172 176V175H171ZM175 176V175H174ZM247 176V175H246ZM258 176V175H257ZM6 177V176H5ZM39 177V176H38ZM128 177V176H127ZM131 177V176H130ZM155 177V176H154ZM160 177V176H159ZM163 177V176H162ZM178 177V176H177ZM183 177V176H182ZM13 178V177H12ZM48 178V177H44ZM50 178V177H49ZM70 178V177H69ZM72 178V177H71ZM79 179H81L80 177H78ZM86 178V176H85ZM89 178V177H88ZM129 178V177H128ZM145 178V177H144ZM158 178V176H157ZM235 179V177H233ZM10 179V178H9ZM41 179V178H40ZM90 179V178H89ZM94 179V178H93ZM176 179V177H175ZM249 179V178H248ZM258 179V177H257ZM4 180V178H3ZM29 180V179H28ZM33 180V179H32ZM31 180V181H32ZM91 180V179H90ZM129 180H132L131 178ZM137 180V179H136ZM135 180V181H136ZM174 180V179H173ZM237 180V179H236ZM6 181V178H5ZM10 181V180H9ZM13 181V180H12ZM97 181V180H95ZM149 181V180H148ZM163 181V180H162ZM204 181V180H203ZM233 181V180H232ZM7 182V181H6ZM41 182V181H40ZM55 182V181H54ZM100 182V181H99ZM131 182V181H130ZM153 182V181H152ZM9 183V182H8ZM38 183V182H36ZM82 183V182H81ZM139 183V182H138ZM147 183V182H146ZM232 183V182H231ZM16 184V183H15ZM27 184V182H26ZM26 184L24 186H26ZM40 184V183H38ZM79 184V183H77ZM102 184V183H101ZM30 185V184H29ZM28 185V186H29ZM129 185V183H128ZM19 186V185H18ZM23 186V187H24ZM81 186V185H80ZM145 186V185H144ZM16 186H14L15 188ZM34 187H37L34 186ZM47 187V186H46ZM51 187V186H50ZM96 187V186H95ZM102 187V186H101ZM264 187V186H263ZM11 188V186H10ZM18 188V187H17ZM31 188V187H30ZM77 188V187H76ZM81 188V187H80ZM98 187V191H99ZM13 189V187H12ZM24 189V188H22ZM36 189V188H35ZM79 189V188H78ZM10 190V189H9ZM32 190V189H31ZM62 190V189H61ZM70 190V189H69ZM89 190V189H88ZM87 190V191H88ZM15 191V190H14ZM17 191V190H16ZM22 191V190H21ZM54 191V190H53ZM63 191V190H62ZM72 191V190H71ZM74 191V190H73ZM28 192V191H26ZM31 192V191H30ZM35 192V190H34ZM42 192V190L40 191ZM52 192V191H51ZM70 192V191H69ZM77 192V190H76ZM81 192V191H80ZM39 193V192H38ZM43 193V192H42ZM91 193V192H90ZM158 193V192H157ZM255 193V192H254ZM11 194V193H10ZM26 194V193H25ZM24 194V195H25ZM36 194V193H35ZM53 194V193H51ZM55 194V193H54ZM65 194V193H63ZM70 194V193H69ZM73 194V193H72ZM129 194V193H128ZM134 194V193H133ZM7 195V194H6ZM9 195V194H8ZM31 195V194H30ZM59 195V193H58ZM81 195V194H80ZM86 195V194H85ZM88 195V194H87ZM90 195V194H89ZM99 195V194H98ZM22 196V195H21ZM37 196V195H36ZM69 196V195H68ZM154 196V195H153ZM158 196V195H157ZM26 197V196H25ZM29 197V196H28ZM48 197V196H47ZM51 197V196H50ZM79 197V196H77ZM85 197V196H84ZM133 197V196H132ZM137 197H139V195H137ZM143 197V196H141ZM44 198V197H43ZM58 198V197H56ZM71 198V196H70ZM98 198V197H97ZM156 198V197H154ZM153 198V199H154ZM158 198V197H157ZM156 198V199H157ZM31 199V198H30ZM36 199V198H34ZM49 199V198H48ZM55 199V198H53ZM76 199V198H75ZM82 199V197H81ZM88 199V198H87ZM86 199V200H87ZM130 199V198H129ZM159 199V198H158ZM161 199V198H160ZM176 199V198H175ZM174 199V202H175ZM6 200V199H5ZM13 200V199H11ZM28 200V199H27ZM60 200V199H57ZM62 200V199H61ZM60 200V202H61ZM134 200V199H132ZM168 200V199H167ZM14 201V200H13ZM17 201V200H16ZM19 201V200H18ZM31 201V200H30ZM29 201V203H30ZM44 201V200H43ZM53 201V200H52ZM71 201V200H70ZM95 201V200H94ZM23 202V201H22ZM26 202V201H25ZM24 202V203H25ZM28 202V201H27ZM34 202V201H33ZM59 202V203H60ZM78 202V201H77ZM76 202V203H77ZM83 202V201H82ZM89 202V201H88ZM97 202V201H96ZM3 203V202H1ZM16 203V202H15ZM20 203V202H19ZM28 203V204H29ZM35 203V202H34ZM41 203V202H40ZM52 203V202H51ZM49 203V205L51 204ZM57 203V202H54ZM53 203V204H54ZM168 203V202H166ZM171 203V202H169ZM18 204V203H17ZM21 204V203H20ZM47 204V203H46ZM51 204V205H53ZM81 204V203H80ZM85 204V203H84ZM139 204V203H137ZM43 206L45 204H42ZM48 205V204H47ZM58 205V204H56ZM55 205V206H56ZM65 205V204H64ZM73 205V204H72ZM144 205V203H143ZM162 205V204H160ZM182 205V204H181ZM3 206V204H2ZM1 206V207H2ZM5 206V205H4ZM3 206V207H4ZM8 206V205H7ZM24 206V204H23ZM31 206V204L29 205ZM38 206V205H37ZM80 206V205H79ZM98 206V205H97ZM148 206V205H146ZM0 207V208H1ZM2 207V208H3ZM17 207V205H16ZM15 207V208H16ZM81 207V206H80ZM84 207V206H83ZM94 207V206H93ZM151 207V206H150ZM6 208V207H4ZM14 208V209H15ZM24 208V207H23ZM50 208V207H49ZM65 208V207H64ZM72 207H70L71 209ZM77 208V206H76ZM142 208V207H141ZM146 208V207H145ZM144 208V209H145ZM180 208V207H179ZM8 209V208H6ZM17 209V208H16ZM15 209V210H16ZM19 209V208H18ZM44 209V208H43ZM79 209V207H78ZM84 209V208H83ZM93 209V208H92ZM99 209V207H98ZM137 209V208H136ZM143 209V210H144ZM152 209V208H151ZM10 210V209H9ZM12 210V209H11ZM20 210V209H19ZM35 210V208H34ZM53 210V209H52ZM57 210V209H56ZM75 210V209H74ZM138 210V209H137ZM142 210V209H141ZM148 210V209H147ZM146 210V211H147ZM62 211V210H61ZM67 213L64 214L63 216H61V214H59V220L61 222H66L67 224H69L70 221V213H68V209L66 208ZM70 211V210H69ZM92 211V210H91ZM136 211V210H135ZM134 211V212H135ZM153 211V210H152ZM170 211V210H169ZM15 212V211H14ZM41 212V211H40ZM48 212V211H47ZM54 212V211H53ZM56 212V211H55ZM64 212V210H63ZM75 212V211H74ZM80 212V211H78ZM140 213L142 211L138 210L136 211V213ZM253 212V211H252ZM30 213V210H29ZM43 213V212H42ZM46 212H44L45 214ZM61 213V212H60ZM86 213V211H85ZM92 213V212H91ZM97 213V212H96ZM135 213V214H136ZM138 213V214H139ZM143 213V212H142ZM171 213V211H170ZM169 213V214H170ZM13 214V213H11ZM16 214V213H15ZM32 214V213H31ZM36 214V213H35ZM43 214V215H44ZM48 214V213H47ZM46 214V215H47ZM94 214V213H93ZM133 214V213H132ZM145 214V213H144ZM148 214V213H147ZM172 214V213H171ZM180 214V213H179ZM3 215V214H2ZM14 215V214H13ZM18 215V214H17ZM26 215V214H25ZM49 215V214H48ZM78 215V214H77ZM82 215V214H81ZM137 215V214H136ZM6 216V215H5ZM23 216V215H22ZM30 216V214H29ZM55 216V214H54ZM138 216V215H137ZM140 216V215H139ZM145 216V215H144ZM147 216V215H146ZM145 216V217H146ZM171 217H173L172 215H170ZM182 216V215H181ZM260 216V214H259ZM262 216V215H261ZM35 217V216H34ZM45 217V216H44ZM48 217V216H47ZM45 217V218H47ZM149 217V216H148ZM41 218V217H40ZM79 218V217H78ZM77 218V219H78ZM82 219V217H80ZM99 218V217H98ZM143 218V216H142ZM182 218V217H180ZM25 219L28 220V218L25 217ZM86 220V218H83ZM100 219V218H99ZM98 219V220H99ZM139 219V218H137ZM148 219V218H147ZM260 219V218H259ZM7 220V219H6ZM12 220V219H11ZM39 220V219H38ZM44 220V219H43ZM46 220V219H45ZM74 220V219H73ZM84 220V221H85ZM102 220V219H100ZM103 220V221H104ZM128 220L126 222H128ZM141 220V219H140ZM256 220V219H255ZM261 220V219H260ZM33 221V220H32ZM42 221V220H41ZM40 221V223H41ZM49 221H51V219H49ZM58 221V220H57ZM59 221V222H60ZM131 221V220H130ZM263 221V220H261ZM36 222V221H35ZM39 222V221H38ZM44 222V221H43ZM52 222V221H51ZM56 222V221H55ZM72 222V220L70 221ZM77 222V221H76ZM75 222V223H76ZM79 222V220H78ZM122 222V221H121ZM124 222V223H126ZM183 222V221H182ZM258 222V221H257ZM21 223V222H20ZM19 223V224H20ZM29 223V222H28ZM3 224V223H2ZM1 224V225H2ZM18 224V223H17ZM35 225H37V223H34ZM42 224V223H41ZM40 224V225H41ZM44 224V223H43ZM73 224V222H72ZM99 224V223H98ZM102 224V223H101ZM115 224V223H114ZM123 224V223H121ZM130 225V222L127 223ZM178 224V223H177ZM182 224V223H181ZM4 225V224H3ZM57 225V223H56ZM96 225V224H95ZM124 225V224H123ZM126 225V224H125ZM164 225V224H163ZM258 225V224H257ZM19 226V225H18ZM33 226V225H32ZM46 226V225H45ZM45 226L43 225V227L45 228ZM71 226V225H70ZM78 226H80L78 224ZM92 226V225H91ZM90 226V227H91ZM94 226V225H93ZM101 226V225H100ZM99 226V227H100ZM104 226V225H103ZM116 226V224L114 225ZM133 226V225H132ZM136 224V227L139 228ZM183 226V225H181ZM11 227L12 224H11ZM35 227V226H34ZM37 227V226H36ZM42 227V226H41ZM49 227V226H47ZM97 227V226H96ZM160 228V226H158ZM180 227V226H179ZM262 227V225H261ZM261 227H259L260 229H262ZM3 228V227H2ZM66 228V227H65ZM102 228V226H101ZM115 228V227H114ZM119 228V227H118ZM156 228V227H155ZM163 228V226H162ZM160 228V229H162ZM200 228V227H199ZM246 228V227H245ZM264 228V227H263ZM18 229V227H17ZM20 229V228H19ZM37 229V228H36ZM51 229V228H50ZM54 229V228H53ZM76 229V228H75ZM97 229V228H96ZM107 229V228H106ZM105 229V230H106ZM120 229V228H119ZM118 229V230H119ZM125 229V228H124ZM159 229V230H160ZM230 229V228H229ZM236 229V228H235ZM1 230V229H0ZM8 231V229H6ZM11 230V229H10ZM42 230V229H40ZM49 230V229H47ZM60 230V229H59ZM94 230V229H93ZM100 230V229H99ZM103 229V233L105 231ZM111 232L112 230L109 229ZM117 230V231H118ZM126 230V229H125ZM128 230V228H127ZM141 230V229H140ZM232 230V229H231ZM4 231V230H3ZM13 231V230H12ZM33 231V230H32ZM46 231V230H45ZM54 230H51V232ZM58 231V230H57ZM63 231V230H62ZM81 231V229H80ZM97 231V230H96ZM102 231V229H101ZM116 231V230H115ZM164 231V229H163ZM172 231V230H170ZM181 231V230H179ZM198 231V230H197ZM261 231V230H260ZM1 232V231H0ZM5 232V231H4ZM42 232V231H41ZM50 232V231H49ZM68 232V231H67ZM106 232V231H105ZM108 232V231H107ZM106 232V233H107ZM111 232L108 234L110 235ZM166 232V231H165ZM174 232V230H173ZM171 233L172 236H174V233ZM235 232V231H234ZM255 232V231H254ZM8 233V232H7ZM21 233V232H19ZM44 233V232H43ZM42 233V234H43ZM120 233V232H119ZM124 233V231H123ZM126 233V232H125ZM132 233V232H131ZM192 233V232H191ZM244 233V231H243ZM261 233V232H260ZM259 233V234H260ZM25 234V233H23ZM33 234H35V232L33 231ZM32 234V235H33ZM42 234H40L42 236ZM47 234V233H46ZM53 234V233H52ZM56 234V233H55ZM101 234V233H100ZM136 234V233H135ZM174 234V235H173ZM15 235V234H14ZM49 234H47L48 236ZM51 235V234H50ZM70 235V234H69ZM106 235V234H105ZM123 235V234H121ZM120 235V236H121ZM246 235V234H245ZM1 236L5 237V235H3V233L1 234ZM0 236V237H1ZM17 236H20L17 235ZM22 236V235H21ZM36 236V235H35ZM53 236V235H52ZM76 235H74L73 237H75ZM85 236V234H84ZM101 236V235H100ZM114 237V235H112ZM112 236L111 239L113 238ZM118 236V235H117ZM115 234V237H117ZM254 236V235H253ZM255 236H258L255 234ZM260 236V235H259ZM8 237V236H7ZM24 237V236H23ZM45 238V235L42 236ZM51 237V236H50ZM49 237V238H50ZM62 237V236H61ZM78 237V236H77ZM75 237V238H77ZM119 237V236H118ZM132 237V236H131ZM134 237V236H133ZM177 237V235H176ZM180 237V235H179ZM231 237V236H230ZM10 238V237H9ZM31 238V236H30ZM40 238V237H39ZM44 238H42L44 240ZM48 238V237H47ZM46 238V240H47ZM48 238V239H49ZM59 238V237H58ZM101 238V237H100ZM105 238V237H104ZM108 238V237H107ZM107 238H105L104 240H106ZM123 239V236L121 237ZM172 238V237H171ZM260 238V237H259ZM2 239V237H1ZM24 239V238H23ZM26 239V237H25ZM24 239V240H25ZM33 239V238H32ZM35 240H37L36 238H34ZM111 239H109L110 241H112ZM173 239V238H172ZM182 239V238H181ZM186 239V238H185ZM190 239V238H189ZM188 239V240H189ZM224 239V238H223ZM255 239V238H254ZM3 240V239H2ZM7 240V239H6ZM20 240V239H19ZM22 240V239H21ZM20 240V241H21ZM27 240V239H26ZM41 240V239H40ZM64 240V239H63ZM94 240V239H93ZM124 240V239H123ZM162 240V239H160ZM4 241V240H3ZM48 241V240H47ZM58 241V240H57ZM71 241V240H70ZM114 241V240H113ZM117 241V240H116ZM176 241V239H175ZM259 241V240H258ZM10 245L12 243V241H10ZM14 242V240H13ZM23 242V241H22ZM42 242V241H41ZM44 242V241H43ZM53 242V241H52ZM59 242V241H58ZM73 242V241H72ZM107 242V241H106ZM165 244V241H162ZM178 242V240L176 241ZM187 242V241H186ZM231 242V241H230ZM238 242V241H237ZM5 243V241H4ZM9 243V242H8ZM26 243V242H25ZM24 244V246L28 245L27 243ZM40 243V242H39ZM48 243V242H47ZM50 243V242H49ZM55 244H57L56 242H54ZM53 243V244H54ZM101 243V241H100ZM137 243V242H136ZM172 242L170 241V244ZM258 243V242H257ZM15 246H17V242H15ZM51 244V243H50ZM64 244V243H63ZM95 244V243H94ZM106 244V243H105ZM104 244V245H105ZM149 244V243H148ZM163 244V246H164ZM170 246L169 243H166ZM186 244V243H185ZM5 245V244H4ZM11 245V246H12ZM101 245V244H100ZM151 245V244H150ZM156 245H159L158 243ZM234 245V244H233ZM242 245V244H241ZM259 245V244H258ZM10 246V248H11ZM14 246V245H13ZM12 246V247H13ZM21 246V245H20ZM21 246V247H24ZM30 246V245H29ZM62 246V245H60ZM152 246V245H151ZM162 246V245H161ZM225 246V245H224ZM237 246V245H236ZM254 246V245H253ZM66 247V246H65ZM135 247V246H134ZM172 247V245H171ZM174 247V246H173ZM176 247V246H175ZM226 247V246H225ZM235 247V246H234ZM239 247V245H238ZM15 247H13L14 249ZM20 248V247H19ZM18 248V249H19ZM45 248V247H44ZM52 248V247H51ZM55 248V247H54ZM148 248V247H147ZM146 248V249H147ZM153 248V247H152ZM152 248L150 250H152ZM166 248V247H165ZM241 248V247H240ZM25 249V247H24ZM28 249V248H27ZM33 249V248H32ZM67 249V248H66ZM72 249V248H71ZM74 249V248H73ZM76 249V248H75ZM103 249V247H102ZM101 249V250H102ZM148 249V251H149ZM172 249V248H171ZM170 249V250H171ZM227 249V248H226ZM238 249V248H237ZM2 250V249H1ZM26 250V249H25ZM35 250V249H33ZM32 250V251H33ZM44 250V249H43ZM79 250V249H78ZM87 250V249H86ZM99 250V249H98ZM105 250V249H103ZM257 250V249H256ZM3 251H5V248L3 249ZM48 251V250H47ZM69 251V250H68ZM84 251V250H83ZM88 251V250H87ZM147 251V252H148ZM169 251V250H167ZM177 251V250H176ZM7 252V250L5 251ZM3 252V253H5ZM9 252V251H8ZM18 252L20 253V250H18ZM25 252V251H23ZM21 252V253H23ZM29 252V251H28ZM37 252V251H36ZM52 252V251H51ZM82 252V251H81ZM86 253V251H84ZM83 252V253H84ZM96 252V251H95ZM153 252V251H150ZM162 252V251H161ZM160 252V253H161ZM172 252V251H171ZM233 252V251H232ZM1 253V252H0ZM15 253V251L13 252ZM34 253V252H33ZM44 253H46L44 251ZM54 253V252H52ZM73 253V252H72ZM89 254H91L90 252H88ZM145 253V252H144ZM159 253V254H160ZM164 253V252H163ZM167 253V252H166ZM264 253V252H263ZM9 255V253H7ZM25 254V253H24ZM67 254V253H66ZM65 254V255H66ZM148 254V253H146ZM224 254V253H223ZM2 255V254H1ZM31 255V254H30ZM29 255V256H30ZM35 256V253L33 254ZM29 257V258H33L34 257ZM42 255V254H40ZM95 255V254H94ZM107 255V254H106ZM105 255V256H106ZM150 255V254H149ZM148 255V256H149ZM179 255V254H178ZM182 255V254H181ZM184 255V254H183ZM12 256V255H11ZM9 255V257H11ZM27 256V255H26ZM48 256V255H46ZM45 256V257H46ZM59 256V255H58ZM93 256V254H92ZM91 256V257H92ZM101 256V255H100ZM105 256L104 259H105ZM108 256V255H107ZM140 256V255H139ZM138 256V257H139ZM147 256V257H148ZM159 256V255H158ZM156 256V258L158 257ZM162 256V255H160ZM1 257V256H0ZM15 257V254H14ZM18 257V256H17ZM52 257V256H51ZM144 257V256H142ZM154 257V256H153ZM165 257V256H164ZM172 257V256H171ZM2 258V257H1ZM20 259V257H18ZM35 258L37 259L38 257L35 256ZM72 258V257H71ZM88 259V257H86ZM134 258V257H133ZM11 258L7 259L10 260ZM39 259V258H38ZM37 261H40L38 260ZM46 259H49V257ZM45 259V260H46ZM67 259V258H66ZM93 259V258H92ZM138 259V258H136ZM135 259V260H136ZM14 259L12 258V261ZM18 260V259H15ZM35 260V259H34ZM42 260V258H41ZM60 260V259H59ZM64 260V259H63ZM168 260V259H167ZM184 260V259H182ZM259 260V259H258ZM2 261V260H1ZM4 261V260H3ZM6 261V260H5ZM49 260H47L48 262ZM133 261V262H132ZM132 263H136L134 262V260H132ZM139 261V259H138ZM137 261V262H138ZM142 261V260H141ZM165 261V260H164ZM224 261V260H223ZM18 263H21L20 261H17ZM43 262V261H42ZM53 262V261H52ZM105 262V261H104ZM163 262V260H162ZM166 262V261H165ZM3 263V262H2ZM40 263V262H39ZM45 263V262H44ZM49 263V262H48ZM54 263V262H53ZM70 263V262H69ZM73 263V262H72ZM84 263V262H83ZM160 263V262H159ZM164 263V262H163ZM178 263V262H177ZM176 263V264H177ZM182 263V262H180ZM186 263V262H185ZM189 263V262H188ZM6 264V262H5ZM30 264V263H29ZM46 264V263H45ZM52 264V263H51ZM55 264V263H54ZM102 264V263H101ZM137 264V263H136ZM149 264V263H148ZM183 264V263H182ZM247 264V263H246Z\"/></svg>","mask_w":264,"mask_h":264}]
</instances>
